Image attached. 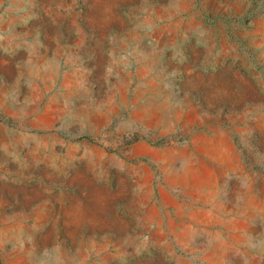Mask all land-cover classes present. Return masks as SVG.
I'll return each mask as SVG.
<instances>
[{"label": "rangeland", "instance_id": "obj_1", "mask_svg": "<svg viewBox=\"0 0 264 264\" xmlns=\"http://www.w3.org/2000/svg\"><path fill=\"white\" fill-rule=\"evenodd\" d=\"M0 264H264V0H0Z\"/></svg>", "mask_w": 264, "mask_h": 264}]
</instances>
